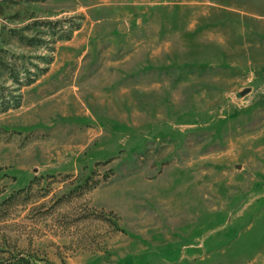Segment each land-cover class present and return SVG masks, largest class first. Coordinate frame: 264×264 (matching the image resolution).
<instances>
[{"label": "rangeland", "instance_id": "1", "mask_svg": "<svg viewBox=\"0 0 264 264\" xmlns=\"http://www.w3.org/2000/svg\"><path fill=\"white\" fill-rule=\"evenodd\" d=\"M0 264H264V0H0Z\"/></svg>", "mask_w": 264, "mask_h": 264}]
</instances>
